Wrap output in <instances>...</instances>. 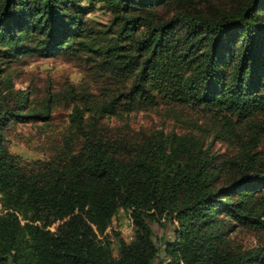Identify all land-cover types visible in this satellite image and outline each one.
Returning a JSON list of instances; mask_svg holds the SVG:
<instances>
[{
	"label": "trees",
	"instance_id": "16d2710c",
	"mask_svg": "<svg viewBox=\"0 0 264 264\" xmlns=\"http://www.w3.org/2000/svg\"><path fill=\"white\" fill-rule=\"evenodd\" d=\"M82 1L109 12L104 32L82 20ZM209 1L0 0V43L19 52L27 43L25 52L40 55L92 54L130 78L121 94L73 103L76 137L47 161L21 165L8 152L1 132L21 109L0 110V264H264V248L219 247L222 235L211 227L228 215L264 232V159L244 148L220 159L198 139L160 129L124 144L98 125L121 103L126 111L136 99V109L147 105L142 95L154 87L230 120L249 117L256 134L250 114L264 111V0H228L223 8ZM165 4L175 6L170 17L156 11ZM107 34L113 39L100 42ZM180 81L190 95L176 89ZM16 96L19 105L26 99ZM226 165L235 179L221 176ZM119 210L132 236L112 257L105 231ZM159 218L176 223L166 260L149 227Z\"/></svg>",
	"mask_w": 264,
	"mask_h": 264
},
{
	"label": "rangeland",
	"instance_id": "374dc122",
	"mask_svg": "<svg viewBox=\"0 0 264 264\" xmlns=\"http://www.w3.org/2000/svg\"><path fill=\"white\" fill-rule=\"evenodd\" d=\"M242 0L237 1V5ZM210 5L227 7L228 0H210ZM83 8H88L82 20L92 26L95 31L104 32L109 25L110 14L98 5L89 7L88 1H82ZM156 11L162 16L170 17L174 4L162 5ZM202 7V3L198 4ZM101 38L102 42L109 38ZM23 52L15 51L11 45L0 43V110L8 107L21 109L16 117H10L1 132V137L8 152L16 157L21 165L37 161H47L66 149L65 142L76 137L69 125V115L73 103L81 105L83 99L99 103L112 95L124 92L130 82L128 71L122 74L116 64H109L104 59L83 52H56L40 55L25 50L29 44L21 42ZM180 81L176 86L182 94L189 91ZM151 87L147 90L145 105L136 109L141 101L136 99L129 111L122 103L116 110L118 115L104 117L99 122L107 134L119 139L124 144L139 140L151 130H162L164 133L174 132L179 135L192 136L202 142L208 155L220 159H230L243 148L246 152L264 159V111L251 113L253 120L259 121L251 135L246 125L249 117L237 121L227 116L226 112L209 110L202 104L197 105L190 99L173 101L165 96L163 90ZM149 90L150 93L148 92ZM23 93L25 101L20 105L16 101L17 93ZM21 107V108H20ZM26 115H37L43 119H26ZM88 115L84 113V118ZM21 116V117H20ZM225 118V119H224ZM228 119V120H226ZM227 179H235L236 172L231 166L225 167L221 174ZM219 219V220H218ZM211 227L218 234L219 247L241 251L244 249L264 248V232L251 226H241L228 215L218 217ZM152 238L158 249V258L166 260L163 248L174 240L173 232L176 223L164 221L162 218L149 223ZM53 228H51L52 230ZM112 257L116 256L118 241L128 243L132 231L128 214L119 210L109 222L105 231Z\"/></svg>",
	"mask_w": 264,
	"mask_h": 264
}]
</instances>
